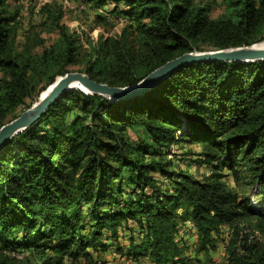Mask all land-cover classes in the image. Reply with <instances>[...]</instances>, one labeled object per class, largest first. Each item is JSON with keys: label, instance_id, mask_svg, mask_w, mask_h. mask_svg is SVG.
Segmentation results:
<instances>
[{"label": "trees", "instance_id": "16d2710c", "mask_svg": "<svg viewBox=\"0 0 264 264\" xmlns=\"http://www.w3.org/2000/svg\"><path fill=\"white\" fill-rule=\"evenodd\" d=\"M85 1L115 2L132 29L101 35L82 62L60 6L46 8L52 42L33 35L19 50V11L0 0V128L65 73L124 87L184 53L264 40V0H224L217 16L203 0ZM105 21L96 17L111 31ZM177 143L198 144L197 161L212 172L171 169L163 157ZM254 188L264 204V60L191 62L127 99L70 89L0 150V264H105L93 257L110 248L105 232L117 241L135 225L138 242L120 252L175 264L187 221L196 253H213L227 226L219 264H264V208L252 205Z\"/></svg>", "mask_w": 264, "mask_h": 264}, {"label": "rangeland", "instance_id": "374dc122", "mask_svg": "<svg viewBox=\"0 0 264 264\" xmlns=\"http://www.w3.org/2000/svg\"><path fill=\"white\" fill-rule=\"evenodd\" d=\"M210 3L214 15H220L225 9L224 0H203ZM11 7L17 8L19 15L15 25L16 47L22 49L28 37L33 35H42L47 37L48 42H52L55 37L52 33L45 32V26L49 23L46 8L48 5L60 6L64 12L63 21L68 25L69 32L77 39L79 45L78 58L85 62L93 50V45L97 42L101 35L120 33L125 26L131 28V21L123 15H119L113 10L115 2L109 1L101 7L94 6L93 3L85 0H8ZM56 7V6H55ZM100 15L106 18V23L113 27L111 31H107L102 24L96 23V17ZM133 27V26H132ZM109 28V27H108ZM263 41V40H262ZM83 65L72 66L71 68H82ZM42 94V93H41ZM130 136L134 139L140 134L139 131L130 130ZM201 147L198 144L177 143L172 144L171 148L163 157L165 161L172 160L171 169L175 171H186L201 177L212 172L210 165L202 164L197 161L198 153ZM158 179H164L160 173H154ZM226 181L233 187L235 183L231 176L226 177ZM248 197L252 201L255 209L264 208L263 201L258 195V191L254 188L248 193ZM229 230L227 226L223 227V231L218 236L217 249L210 255L204 253H196L197 233L192 222H185L180 226V234H178V242L186 246L183 260H178L175 264H219L226 256V245L228 241ZM109 232H105L103 238L107 243L111 244L106 251H95V257L98 263L105 264H153L148 256H139L137 259L131 258L126 251H119V248L127 249L131 241L138 242L140 234L137 226L133 229H122L118 233L117 241L114 239H106ZM74 264H90L89 261L81 259Z\"/></svg>", "mask_w": 264, "mask_h": 264}, {"label": "water", "instance_id": "95a60500", "mask_svg": "<svg viewBox=\"0 0 264 264\" xmlns=\"http://www.w3.org/2000/svg\"><path fill=\"white\" fill-rule=\"evenodd\" d=\"M255 44L203 52H187L159 66L138 83L124 87L97 82L91 79L87 73L79 71H72L60 75L54 83L48 86L50 90L44 97L39 96L29 108L25 109L10 122L1 126L0 150L15 135L39 120L47 112L49 107L70 89L77 88L90 94L97 93L111 100L127 99L147 93L167 75L191 62H254L264 60V46L256 47ZM75 83L81 84L85 89L74 87Z\"/></svg>", "mask_w": 264, "mask_h": 264}, {"label": "bare ground", "instance_id": "6f19581e", "mask_svg": "<svg viewBox=\"0 0 264 264\" xmlns=\"http://www.w3.org/2000/svg\"><path fill=\"white\" fill-rule=\"evenodd\" d=\"M255 46H256V47H258V46H264V40H263V41H260V42H258V43H256ZM74 87H79V88L85 89V88H84L81 84H79V83H75V84H74ZM47 89H48V90H47ZM47 89H45V90L42 92V94L40 95L41 97H44V96L49 92L50 88L47 87Z\"/></svg>", "mask_w": 264, "mask_h": 264}]
</instances>
